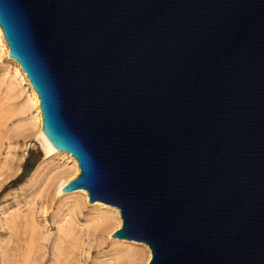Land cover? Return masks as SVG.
I'll use <instances>...</instances> for the list:
<instances>
[{"label": "water", "instance_id": "1", "mask_svg": "<svg viewBox=\"0 0 264 264\" xmlns=\"http://www.w3.org/2000/svg\"><path fill=\"white\" fill-rule=\"evenodd\" d=\"M42 134L148 264H264V0H0Z\"/></svg>", "mask_w": 264, "mask_h": 264}, {"label": "rangeland", "instance_id": "2", "mask_svg": "<svg viewBox=\"0 0 264 264\" xmlns=\"http://www.w3.org/2000/svg\"><path fill=\"white\" fill-rule=\"evenodd\" d=\"M8 63L6 58L0 61V79ZM0 90L2 102L4 86ZM17 118L0 126V264H120L126 251L109 237L96 201L56 193V182L66 169L63 161L46 156L35 137L22 136L30 120ZM27 202H36L35 208ZM18 203L22 213L17 221L1 214Z\"/></svg>", "mask_w": 264, "mask_h": 264}, {"label": "bare ground", "instance_id": "3", "mask_svg": "<svg viewBox=\"0 0 264 264\" xmlns=\"http://www.w3.org/2000/svg\"><path fill=\"white\" fill-rule=\"evenodd\" d=\"M3 58H6L9 63L6 64V72L3 78L0 79V87L4 86V94L6 95H3L5 96V101H0V126H7V122L12 121L11 119H14V117H18L15 120L22 119L23 123L24 121L30 120V122L28 121V125H30L29 127H25L24 125L22 127L21 132H24L22 136L35 137V139L39 141L46 156L58 157L61 161H63L62 165L66 167L64 174L61 176L60 180L56 182V193L62 194L65 199L73 198L76 200L81 199L83 201L89 200L90 194L85 188L70 192H65L62 190V188H64L70 181L78 177V175L81 173L80 164L78 159L70 152L62 151L60 149L54 150L42 134L44 118L38 92L27 76V73L23 70L22 65L16 59L10 56V46L0 25V61H2ZM26 85H28V88H25ZM27 90H31V92L26 93ZM25 93L26 96H24ZM19 126L21 125L19 124ZM6 129L8 130V128H4V130ZM27 132L28 135H26ZM27 206L35 208L36 202H27ZM94 207L98 211L99 218L102 219L103 224L109 228V237H111L118 246L126 251V254L120 264H139L142 262H144L143 264H148L152 258V252L147 243L143 242L137 244L134 240L121 239L112 235L115 231L122 227L120 209L115 205L102 201H96ZM20 213H22V209H20V203L17 204L15 209H11V211H1L2 215H11L16 221L18 217H21ZM67 221L70 223L72 220L68 219Z\"/></svg>", "mask_w": 264, "mask_h": 264}, {"label": "trees", "instance_id": "4", "mask_svg": "<svg viewBox=\"0 0 264 264\" xmlns=\"http://www.w3.org/2000/svg\"><path fill=\"white\" fill-rule=\"evenodd\" d=\"M26 169H30V170H31V169H33V167H30V168H27V167H26Z\"/></svg>", "mask_w": 264, "mask_h": 264}]
</instances>
